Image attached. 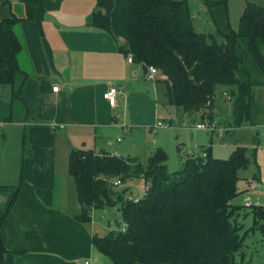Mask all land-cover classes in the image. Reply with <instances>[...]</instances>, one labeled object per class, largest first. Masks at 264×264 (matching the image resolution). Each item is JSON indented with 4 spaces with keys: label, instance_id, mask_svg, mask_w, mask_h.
Returning a JSON list of instances; mask_svg holds the SVG:
<instances>
[{
    "label": "trees",
    "instance_id": "16d2710c",
    "mask_svg": "<svg viewBox=\"0 0 264 264\" xmlns=\"http://www.w3.org/2000/svg\"><path fill=\"white\" fill-rule=\"evenodd\" d=\"M21 2L24 17L11 13L0 21V86L11 88L14 105L29 77L19 26L33 22L42 35L45 15V0ZM2 3L10 5V0ZM189 4L188 0H95L91 26L105 32L122 56L131 57L145 71L148 67L159 71L170 107L183 114L200 113L202 121L212 119L218 117L217 90L230 88L231 126L256 127L260 119L264 124V97L261 104L253 97L254 88L264 87V6L247 2L233 30L228 0H202L215 28V34H204L195 30ZM210 149H203V156L187 155L174 173L168 171L167 155L160 148L146 160L72 149L67 166L79 207L75 221L88 224L93 211L117 209L124 225L123 231L94 234L95 250L112 264H243L236 262L235 254L247 235L237 223L245 206L232 201L243 193L237 188V172L249 165L246 148L236 146L227 159L212 157ZM114 181L122 187H115ZM136 184H141L142 196L129 197ZM19 192L17 188L0 218V264L8 253L2 226ZM248 208L254 221L258 216L264 221V209Z\"/></svg>",
    "mask_w": 264,
    "mask_h": 264
},
{
    "label": "crops",
    "instance_id": "0c3cea01",
    "mask_svg": "<svg viewBox=\"0 0 264 264\" xmlns=\"http://www.w3.org/2000/svg\"><path fill=\"white\" fill-rule=\"evenodd\" d=\"M3 1L0 0V21L11 13L25 16L21 0H10V5H4ZM260 1L264 6V0ZM202 6L201 12L209 19ZM94 9L95 0H45L42 35L33 22L25 21L19 26L27 49L29 77L16 105L11 88L0 86V139H6L5 131L11 133L16 129L18 137L23 135L24 143L22 188L2 226L8 251L3 264H77L74 260L82 253L84 264H104L91 244L96 220L104 219L106 235L116 230L117 221L123 227L120 213L117 209L93 211L91 223L75 221L79 207L74 184L68 168L67 175L56 170L58 150L71 143V150L80 147L146 160L160 148H141L140 154L132 155L130 146L119 138L123 133L128 134L127 126L111 117L117 100L110 106L102 95L116 87L120 103H127L132 95L149 101L164 77L160 75L153 83L148 82L141 64L129 63L128 57L119 54L117 44L105 32L91 26ZM192 17L198 19L196 14ZM54 86L58 87L57 92H53ZM225 90L231 89L217 91L224 95ZM15 110L22 111L18 119ZM112 134L116 145L109 138ZM3 148L4 142L0 145V159ZM66 177L71 179V202L66 198ZM4 181L0 179V218L15 193V187ZM237 198L232 204L239 205Z\"/></svg>",
    "mask_w": 264,
    "mask_h": 264
},
{
    "label": "rangeland",
    "instance_id": "374dc122",
    "mask_svg": "<svg viewBox=\"0 0 264 264\" xmlns=\"http://www.w3.org/2000/svg\"><path fill=\"white\" fill-rule=\"evenodd\" d=\"M189 1L191 13L198 16V19H195L196 31L215 34L214 26L210 23L206 14L201 12L203 4L199 2L200 0ZM247 2L257 5L262 4L260 0H228V12L233 30H237L239 15ZM207 23L210 26H207ZM217 41L221 42L222 39L217 38ZM159 77L160 75L156 78ZM164 93V84L159 83L156 92L150 94L149 101L137 95H132L127 103H120L117 96V107L112 111L111 117L115 118L119 124L127 126L128 130V134L123 133L120 135V140L123 139L124 145L130 146L131 150L129 152L132 155L140 154L139 150L141 148L146 150H152L154 146L162 148L167 155V168L170 173L180 170L181 163L185 160L187 154L203 156L202 150L206 147H211V155L217 159H227L236 146L245 147L249 165L247 169L237 172L240 178L237 188L243 193L239 195L236 203L245 206L240 211L237 223L243 226L242 231L247 235L244 239V246L239 253L235 254V259L236 262H242L243 264H264V221L259 216L254 221L252 210L245 204L250 201L251 205L249 206H260V211L264 209V124L260 119L256 127L245 125L237 129L232 127L228 120L232 93L228 90L224 91V95L220 91L216 93L214 109L215 113H218V117L212 119L205 117V121H202L200 113L188 115L170 107L166 102ZM253 94L254 100L261 104L264 97V87L254 88ZM20 115H22V111L15 110V119H18ZM158 121L162 122L164 126L156 130L155 134H152L151 127ZM196 124H204L207 130L194 128ZM208 128L210 129L208 130ZM211 130L218 134L211 136ZM5 134L6 139H3V137L0 139V145L4 142V154L0 159V179L5 180L4 182L7 185H13L16 192L17 188H20V190L22 188L21 167L24 143L21 138L23 135L21 134L18 137L19 132L16 129L11 133L5 131ZM112 136L114 134L110 135L109 138L116 145V138ZM71 148V143H66L65 149L58 150L56 170L58 172L61 170L66 175ZM141 192L140 186L131 188L128 196L140 197L142 196ZM65 193L66 198L71 202V179L67 177ZM234 202L232 201V203ZM96 223L94 233L98 236L105 235L106 222L104 219L98 217ZM120 226L121 223L117 221L114 229H122ZM97 253L104 264H112L108 258L99 252ZM84 259L82 253L77 255L74 262L84 264Z\"/></svg>",
    "mask_w": 264,
    "mask_h": 264
},
{
    "label": "built area",
    "instance_id": "2783aa9c",
    "mask_svg": "<svg viewBox=\"0 0 264 264\" xmlns=\"http://www.w3.org/2000/svg\"><path fill=\"white\" fill-rule=\"evenodd\" d=\"M127 61L129 63H131L132 62L131 57H128ZM158 75H160V73L156 68H154V67H148L147 68L146 80L148 82H154ZM52 90H53V92H57L58 87L54 86L52 88ZM118 93H119V90L116 87H111L103 93L102 97L110 106H114L116 104V96ZM163 126H164V124L162 122L158 121L154 126L151 127L150 131L152 134H155L156 130H158L159 128H162ZM195 128L199 129V130H207V127L204 124H197L195 126ZM113 185L115 187H119V188L122 187V185L120 184L119 181H114ZM134 202H137V199H134ZM245 204L248 206L251 205L250 201H247ZM123 229H124V225L122 227V231H123Z\"/></svg>",
    "mask_w": 264,
    "mask_h": 264
},
{
    "label": "water",
    "instance_id": "95a60500",
    "mask_svg": "<svg viewBox=\"0 0 264 264\" xmlns=\"http://www.w3.org/2000/svg\"><path fill=\"white\" fill-rule=\"evenodd\" d=\"M127 192V188L123 189L121 193L124 195Z\"/></svg>",
    "mask_w": 264,
    "mask_h": 264
}]
</instances>
